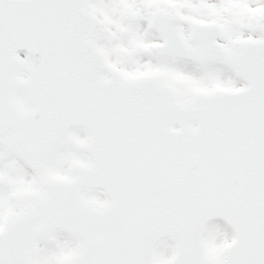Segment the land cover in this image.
<instances>
[{"label": "snow or ice", "instance_id": "1", "mask_svg": "<svg viewBox=\"0 0 264 264\" xmlns=\"http://www.w3.org/2000/svg\"><path fill=\"white\" fill-rule=\"evenodd\" d=\"M0 264H264V0H0Z\"/></svg>", "mask_w": 264, "mask_h": 264}, {"label": "water", "instance_id": "2", "mask_svg": "<svg viewBox=\"0 0 264 264\" xmlns=\"http://www.w3.org/2000/svg\"><path fill=\"white\" fill-rule=\"evenodd\" d=\"M19 52H20L21 56H26L28 54V50L27 49H20ZM36 55H39V54L37 53Z\"/></svg>", "mask_w": 264, "mask_h": 264}]
</instances>
